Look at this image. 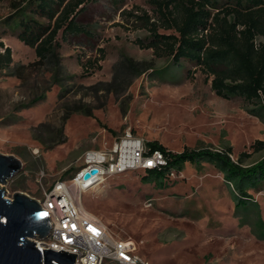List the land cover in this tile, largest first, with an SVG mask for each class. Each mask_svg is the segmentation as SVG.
<instances>
[{"label": "rangeland", "instance_id": "374dc122", "mask_svg": "<svg viewBox=\"0 0 264 264\" xmlns=\"http://www.w3.org/2000/svg\"><path fill=\"white\" fill-rule=\"evenodd\" d=\"M13 1L23 0H0V21L12 14ZM83 7L76 22L85 32L57 33L56 62L37 64L34 51L15 36H2L0 26V41L12 52L9 69L0 70V154L21 164L2 186L7 197H40L55 181L69 180L87 151H104L126 132L173 153L228 146L234 161L242 152L249 155L244 166L264 157V150L250 148L264 143V111L261 117L251 113L258 105L219 98L211 77L194 65L172 66L135 44L148 34L122 11L155 18L146 0H88ZM124 57L148 62L154 72L167 68L168 74L148 71L127 87L120 78L108 86ZM142 174L109 178L82 193L78 203L111 236L132 239L149 264H264V238L256 226L258 217L264 223L263 191H250L256 206L236 211L222 174L207 163L184 164L164 188Z\"/></svg>", "mask_w": 264, "mask_h": 264}, {"label": "trees", "instance_id": "16d2710c", "mask_svg": "<svg viewBox=\"0 0 264 264\" xmlns=\"http://www.w3.org/2000/svg\"><path fill=\"white\" fill-rule=\"evenodd\" d=\"M88 0H23L13 1L12 14L0 21L2 36H15L17 40L34 51L37 64L56 62L55 41L57 33L75 37L85 32L76 22L78 13ZM153 8L155 18L145 11H122L126 21L137 24L148 36L135 44L151 49L156 58L165 57L171 65L179 67L182 62L194 65L206 78L211 77L210 89L224 100L241 98L258 105L251 110L256 117L264 111V0H146ZM43 19L45 23L40 22ZM159 29L170 32L160 33ZM0 34V40H1ZM2 49V51H1ZM102 53V51H99ZM11 49L0 41V70L9 69L12 63ZM124 69L118 75L117 67L108 86L119 78L125 87L131 79L150 74L166 76L168 69L155 71L150 63L134 61L124 57L120 63ZM152 75V76H153ZM72 112L66 113L68 118ZM82 114L91 115L89 111ZM103 128H105L103 126ZM111 132V131H108ZM147 152L160 151L167 164L160 170H147V178L156 188H164L170 180L171 170L181 172L184 164L199 167L207 163L217 169L231 196L235 210L246 212L255 205L250 191L264 192V157L251 165L244 166L242 160L249 155L242 152L238 160L232 159L231 148L219 150L207 146L173 153L156 141L145 143ZM250 148L255 152L264 150L262 141H255ZM259 237L264 238V223L258 217L256 222Z\"/></svg>", "mask_w": 264, "mask_h": 264}, {"label": "built area", "instance_id": "2783aa9c", "mask_svg": "<svg viewBox=\"0 0 264 264\" xmlns=\"http://www.w3.org/2000/svg\"><path fill=\"white\" fill-rule=\"evenodd\" d=\"M146 143V142H145ZM144 141L126 132L104 151H87L69 180H57L38 198L49 229L42 238L33 236L35 248L76 255L75 264H149L137 255V244L130 238H114L96 218L85 213L78 203L80 195L103 181L130 172L160 170L166 160L160 151L147 152ZM90 170L96 173L84 179ZM180 172L169 171L168 180ZM41 180L45 173H38Z\"/></svg>", "mask_w": 264, "mask_h": 264}, {"label": "water", "instance_id": "95a60500", "mask_svg": "<svg viewBox=\"0 0 264 264\" xmlns=\"http://www.w3.org/2000/svg\"><path fill=\"white\" fill-rule=\"evenodd\" d=\"M20 170L18 159L0 154V264H75L74 254L50 250L40 253L35 248L33 236L44 238L49 229L45 212L36 200L22 192L7 197L2 187ZM95 173L90 170L83 178Z\"/></svg>", "mask_w": 264, "mask_h": 264}, {"label": "bare ground", "instance_id": "6f19581e", "mask_svg": "<svg viewBox=\"0 0 264 264\" xmlns=\"http://www.w3.org/2000/svg\"><path fill=\"white\" fill-rule=\"evenodd\" d=\"M96 188V187H95ZM94 187L92 189H95ZM85 212V211H84ZM86 213V212H85Z\"/></svg>", "mask_w": 264, "mask_h": 264}, {"label": "crops", "instance_id": "0c3cea01", "mask_svg": "<svg viewBox=\"0 0 264 264\" xmlns=\"http://www.w3.org/2000/svg\"><path fill=\"white\" fill-rule=\"evenodd\" d=\"M136 173H140V172H136ZM143 173V172H142ZM142 175H144V174H142Z\"/></svg>", "mask_w": 264, "mask_h": 264}]
</instances>
